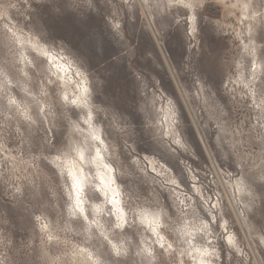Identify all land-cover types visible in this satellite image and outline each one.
<instances>
[{"label": "clouds", "instance_id": "9594fccd", "mask_svg": "<svg viewBox=\"0 0 264 264\" xmlns=\"http://www.w3.org/2000/svg\"><path fill=\"white\" fill-rule=\"evenodd\" d=\"M0 264H264V0H0Z\"/></svg>", "mask_w": 264, "mask_h": 264}, {"label": "rangeland", "instance_id": "374dc122", "mask_svg": "<svg viewBox=\"0 0 264 264\" xmlns=\"http://www.w3.org/2000/svg\"><path fill=\"white\" fill-rule=\"evenodd\" d=\"M59 31H63L62 28L58 27ZM133 38L138 39L139 43H138V50L140 52V54H143V52L152 47V42L150 40V38H148L147 36H145L143 33H140L137 36V33L134 31L132 32ZM169 47L171 48V55L173 56H181L184 52V44L183 41L179 38L178 35H173L170 38L169 41ZM144 67H146L149 71H157L153 65H151V62H146ZM158 75L161 76L162 79H164L163 74L157 72ZM210 78H213L210 75ZM119 79H123L125 81H127V73L123 70V68H121L119 70ZM130 84V82H127ZM117 86L118 85V81L116 82ZM186 131H188L189 135L191 136L194 144L197 143L196 138L194 135H192V129L189 127L188 129H186ZM138 150L141 151H145L149 154L152 153L153 151V145L144 137L140 138V144L138 147ZM205 155H207V153H205ZM169 165L173 167L174 171H178L177 167H176V163L174 161H172L171 159L168 160ZM189 164H191V161H189ZM192 168L195 169V165L191 164ZM195 171H200L199 169H195ZM182 183L179 188H176L174 185L170 186V188H175V195L171 197L172 202L175 204L176 203V197L178 196L179 198H183L184 194L187 195H191L195 198V194L194 192L190 191L191 189V184L192 181L189 180L187 181L186 178L182 179ZM159 184H162V179L161 178H157V182L154 183L151 180L149 181V187L146 189L143 185L136 187V186H132L130 192H126L125 193V197L128 198L130 200V202H135L136 198L139 197L141 200H144L145 197H147V203L152 204L153 206H160L163 205L165 202L167 203V194L166 193H161V191H165V192H170V189H161L159 187ZM187 186V187H185ZM165 200V201H164Z\"/></svg>", "mask_w": 264, "mask_h": 264}]
</instances>
